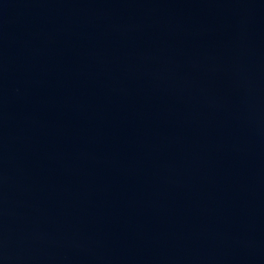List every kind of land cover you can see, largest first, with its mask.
<instances>
[{"label":"water","instance_id":"obj_1","mask_svg":"<svg viewBox=\"0 0 264 264\" xmlns=\"http://www.w3.org/2000/svg\"><path fill=\"white\" fill-rule=\"evenodd\" d=\"M0 264H264V0H0Z\"/></svg>","mask_w":264,"mask_h":264}]
</instances>
